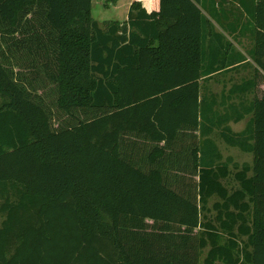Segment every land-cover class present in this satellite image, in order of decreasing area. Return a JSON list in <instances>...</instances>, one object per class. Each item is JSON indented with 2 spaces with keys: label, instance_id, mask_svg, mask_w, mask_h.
<instances>
[{
  "label": "trees",
  "instance_id": "obj_1",
  "mask_svg": "<svg viewBox=\"0 0 264 264\" xmlns=\"http://www.w3.org/2000/svg\"><path fill=\"white\" fill-rule=\"evenodd\" d=\"M200 2L158 0L149 13L136 1L126 21L99 23L93 0H0V264H264V0L252 16L255 75L225 96H242L241 115L202 98V78L247 57L229 44L205 63ZM163 18L175 23L162 30ZM23 63L34 78L15 71ZM245 117L242 133L227 126ZM217 132L252 165L232 174ZM185 134L183 165L173 148ZM176 159L196 181H171ZM147 220L200 235L155 250L127 226Z\"/></svg>",
  "mask_w": 264,
  "mask_h": 264
},
{
  "label": "crops",
  "instance_id": "obj_2",
  "mask_svg": "<svg viewBox=\"0 0 264 264\" xmlns=\"http://www.w3.org/2000/svg\"><path fill=\"white\" fill-rule=\"evenodd\" d=\"M140 2L142 6L149 12L158 11V0H129V8L127 16L123 21L128 19L130 8L134 2ZM120 2V1H119ZM199 7L207 19L201 33L202 48L206 51L205 63L209 64L212 51L216 48H227L231 44V49L236 53H241L247 57L245 62H241L233 66V69L224 70L222 72L213 73L202 78V98L206 99L205 105L212 107V113L231 114L233 112V105H240L242 96L234 94L231 98L226 99L229 89H226V82L242 84L244 81L253 79L249 78L247 68L244 67L252 60L248 57V52L253 47V25L252 16L254 10V0H201ZM208 20L210 25L208 24ZM106 22V21H104ZM103 22V23H104ZM162 30L171 27L175 21L162 19L160 20ZM222 35V36H220ZM214 62V61H213ZM212 62V63H213ZM221 85V90L214 89V83ZM261 85H264L261 83ZM260 87V86H259ZM263 88V87H262ZM264 90V89H263ZM243 100H247L245 96ZM237 102V104H235ZM239 106V115L242 114V109ZM211 111V110H210ZM249 119L245 117L239 122L231 120L228 127L231 129L234 125L245 122L244 130ZM216 129V127H214Z\"/></svg>",
  "mask_w": 264,
  "mask_h": 264
},
{
  "label": "rangeland",
  "instance_id": "obj_3",
  "mask_svg": "<svg viewBox=\"0 0 264 264\" xmlns=\"http://www.w3.org/2000/svg\"><path fill=\"white\" fill-rule=\"evenodd\" d=\"M120 1V2H119ZM129 8V0H118L117 2L114 0H93V8H92V15L95 20H97L99 23H103L104 21L109 20H119L123 21L125 17L127 16ZM17 37V36H16ZM19 37V36H18ZM5 38L2 37V34L0 36V51L5 54H9L7 52V46L5 43ZM249 53V51H247ZM236 53V52H235ZM4 54V56H6ZM247 68L249 78L253 77V70L251 69L250 64L248 63L246 66ZM15 71H20V74L26 76L27 78H34L33 71L31 68L27 66L26 63H23L22 66H20V69L15 68ZM234 84L236 83H229L228 85L226 82V89H230ZM214 89L216 91L221 90V85L217 84L215 82L213 84ZM263 87V88H262ZM264 89V85H260L259 91H262ZM52 88L48 87L47 90V96H48V103H49V111L52 113L56 111V107L54 108L53 101H54V94L51 91ZM40 94L43 93V90H40ZM45 94V93H44ZM237 104V102H235ZM57 117V115H56ZM245 122H242L240 124L234 125L232 128V131L235 133H242L244 131ZM193 135V134H192ZM197 137L199 138L200 135L197 134ZM129 139V138H128ZM212 139L215 141V143L218 145L219 151L222 156V163H227L229 165V169L231 170V173H235L239 171L241 168H243L246 165H252L253 163V155L251 153H246L240 150L238 147H230L228 146L220 137L219 133H215V135L212 136ZM190 140H193V138L190 136V134H185L182 138L178 139L177 143L175 144L174 148L176 151L175 153H178L177 155L185 159L188 158L189 154H187L184 150L186 147V144L188 145L190 143ZM195 140V139H194ZM139 144V143H138ZM141 145H143V142H141ZM183 149V150H179ZM179 150V151H178ZM173 150H168V154L173 153ZM177 159L174 162H168V165H166L164 168H167V166L174 165V168H169V177L171 178V181L176 184H182L183 181L189 183L191 180L196 181L197 178L194 176H191V173L193 172L192 169L190 171H186L185 169L177 168L176 166ZM186 163H189L188 161L183 162V165H186ZM181 170V171H180ZM192 170V172H191ZM226 185L229 189H235L237 188L238 184L234 181V177L231 176L228 180H225ZM217 201V199H212L209 204L208 208L210 211H205L204 215L209 220H214L216 212L213 210V204ZM203 217V220L205 219ZM1 222V221H0ZM129 228L133 230V232H144L148 233L146 236H151V238L154 240V243L156 244L155 250L158 249L157 246H161L163 251H166V241L167 237L171 236L172 234L177 236V247L180 249L181 247H185L186 244H195V237L198 234V230H195L194 232H187L184 229H181L180 231L171 232L166 229H159L156 223H154L151 220L145 221L143 224H129L127 225ZM171 230V229H170ZM186 231V232H185ZM200 233V232H199ZM200 234H198L199 236ZM192 237L194 238L192 240ZM161 242V243H160ZM180 244V245H179ZM196 245V244H195ZM181 246V247H180ZM207 254V251L203 252L202 258H205ZM216 264H222L221 262H216Z\"/></svg>",
  "mask_w": 264,
  "mask_h": 264
}]
</instances>
